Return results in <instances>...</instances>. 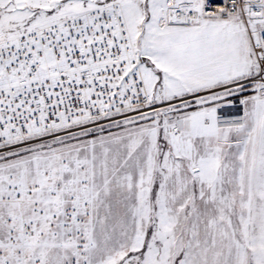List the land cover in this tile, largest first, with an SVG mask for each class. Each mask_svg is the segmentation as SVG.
<instances>
[{"label":"snow or ice","instance_id":"obj_1","mask_svg":"<svg viewBox=\"0 0 264 264\" xmlns=\"http://www.w3.org/2000/svg\"><path fill=\"white\" fill-rule=\"evenodd\" d=\"M0 264H264V0H0Z\"/></svg>","mask_w":264,"mask_h":264}]
</instances>
